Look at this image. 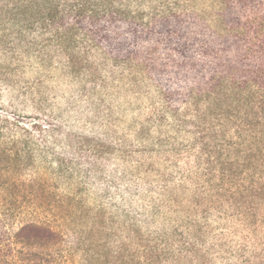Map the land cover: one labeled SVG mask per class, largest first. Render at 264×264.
<instances>
[{
    "label": "rangeland",
    "instance_id": "1",
    "mask_svg": "<svg viewBox=\"0 0 264 264\" xmlns=\"http://www.w3.org/2000/svg\"><path fill=\"white\" fill-rule=\"evenodd\" d=\"M128 1L151 29L138 49L126 43L138 62L115 64L93 48L85 81L58 66L39 67L35 53L9 50L0 22V118L6 120L5 136L17 142L13 149L26 144L32 152V163L16 175L28 184L16 189L20 194L11 197L16 202L2 184L6 175L0 161V264H8L1 258L9 203L17 206L16 218L42 215L60 223L70 249L64 264H98L93 258L98 249H88L97 234L88 216L99 208L121 227L114 245H127L134 223L144 232L192 228L200 257L210 264H264V203L230 178V155L214 146L217 140L210 142L211 129L201 137L189 98L212 85L215 68L226 71L217 65L210 70L213 54H193L194 41L181 54L174 50L194 39L190 31L217 45L242 28L232 27L234 13L227 23L218 0ZM170 10L179 15L172 19L177 33L169 44L156 41L152 31L162 27L157 21ZM189 13L198 15V23L193 20L185 30L192 36L182 34L184 23L178 26Z\"/></svg>",
    "mask_w": 264,
    "mask_h": 264
},
{
    "label": "trees",
    "instance_id": "2",
    "mask_svg": "<svg viewBox=\"0 0 264 264\" xmlns=\"http://www.w3.org/2000/svg\"><path fill=\"white\" fill-rule=\"evenodd\" d=\"M0 1L4 46L9 50L20 48L35 53L39 67L58 66L80 81L89 76L92 66L89 53L93 48L101 50L111 62L128 66L135 57L134 50L126 43L136 45L133 48L138 49L137 46L150 39L151 29L142 12L133 8L128 0ZM218 1L223 6L227 23L231 24L233 15L230 14L234 13L237 22L231 25L241 27L243 32L225 36L217 45L205 42L203 34L189 30L193 20L198 23V15L183 14L178 26L184 23L182 34H190L185 31L187 28L194 34V39L188 41L187 46H178L174 50L179 48L181 54L190 49L194 41L197 48L193 54H213L214 60L207 65L213 66L210 70L216 65L224 67L226 72L219 68L212 71L213 83L209 88L189 95L195 105L196 126L202 127L203 138L205 129H211L210 142L217 140L214 146L220 145L221 150L225 148L230 155L227 163L232 174L230 178L249 196H257L264 203V0ZM248 12L255 16L246 17ZM177 15L170 10L157 21L162 27L152 31L156 41L172 42L171 35L177 32L171 23ZM237 48L239 51L235 54ZM232 55H237L236 61L231 60ZM199 105L204 108L200 110ZM5 121L0 118V161L4 163L6 175L2 184L9 199L16 202L11 198L20 194L16 189L28 185L16 175L32 163V152L26 144L21 149H13L17 142L5 136ZM35 128L41 126L35 123ZM205 147L207 143L203 150ZM16 207L15 203L7 204L4 219L9 230L6 252L1 259H7L8 264L68 262L70 249L60 231V223L42 215L35 219L16 218ZM88 217L91 231L97 232L88 249H98L93 253L98 264H210L200 257L201 243L192 228L185 233L175 230L144 232L134 223L127 245L126 241L114 245L113 237L120 226L115 227L113 218L106 216L100 208ZM105 230L108 232L103 234Z\"/></svg>",
    "mask_w": 264,
    "mask_h": 264
}]
</instances>
